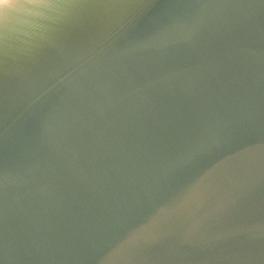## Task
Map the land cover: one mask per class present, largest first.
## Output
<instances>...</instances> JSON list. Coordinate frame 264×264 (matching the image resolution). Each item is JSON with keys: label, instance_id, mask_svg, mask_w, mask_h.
<instances>
[{"label": "water", "instance_id": "95a60500", "mask_svg": "<svg viewBox=\"0 0 264 264\" xmlns=\"http://www.w3.org/2000/svg\"><path fill=\"white\" fill-rule=\"evenodd\" d=\"M0 264H264V0H0Z\"/></svg>", "mask_w": 264, "mask_h": 264}]
</instances>
